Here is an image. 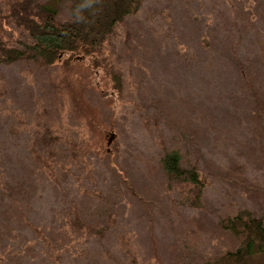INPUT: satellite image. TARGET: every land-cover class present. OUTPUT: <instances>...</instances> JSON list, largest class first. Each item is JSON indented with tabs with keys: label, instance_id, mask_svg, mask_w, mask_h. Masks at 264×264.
I'll return each mask as SVG.
<instances>
[{
	"label": "rangeland",
	"instance_id": "obj_1",
	"mask_svg": "<svg viewBox=\"0 0 264 264\" xmlns=\"http://www.w3.org/2000/svg\"><path fill=\"white\" fill-rule=\"evenodd\" d=\"M125 26L118 90L78 59L0 63V264H209L239 244L225 216L262 214L264 0H143Z\"/></svg>",
	"mask_w": 264,
	"mask_h": 264
},
{
	"label": "trees",
	"instance_id": "obj_2",
	"mask_svg": "<svg viewBox=\"0 0 264 264\" xmlns=\"http://www.w3.org/2000/svg\"><path fill=\"white\" fill-rule=\"evenodd\" d=\"M57 1L61 7L48 0H0V63L40 56L49 61L62 57L67 61L78 59L90 71L101 68V77L93 82L96 89L118 90L117 73L107 51L109 40L118 24L128 31L125 17L136 12L143 0ZM106 78L105 86L112 87L103 86ZM244 81L251 82L246 77ZM80 101L89 103L97 145L106 151V135L112 120L107 121V112L88 101L84 94ZM172 166L166 163L168 170L172 171ZM223 223L238 236L239 244L225 248L209 264H251L253 254L264 253V209L256 216L247 207L239 208L225 216Z\"/></svg>",
	"mask_w": 264,
	"mask_h": 264
},
{
	"label": "water",
	"instance_id": "obj_3",
	"mask_svg": "<svg viewBox=\"0 0 264 264\" xmlns=\"http://www.w3.org/2000/svg\"><path fill=\"white\" fill-rule=\"evenodd\" d=\"M113 135V132H111V136ZM111 136H110V138H111Z\"/></svg>",
	"mask_w": 264,
	"mask_h": 264
}]
</instances>
